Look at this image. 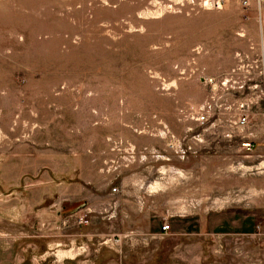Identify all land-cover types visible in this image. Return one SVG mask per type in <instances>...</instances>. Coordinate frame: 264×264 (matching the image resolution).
<instances>
[{"label": "rangeland", "instance_id": "rangeland-1", "mask_svg": "<svg viewBox=\"0 0 264 264\" xmlns=\"http://www.w3.org/2000/svg\"><path fill=\"white\" fill-rule=\"evenodd\" d=\"M251 60L264 0H0V264H264Z\"/></svg>", "mask_w": 264, "mask_h": 264}, {"label": "built area", "instance_id": "built-area-1", "mask_svg": "<svg viewBox=\"0 0 264 264\" xmlns=\"http://www.w3.org/2000/svg\"><path fill=\"white\" fill-rule=\"evenodd\" d=\"M255 71L257 73V78L261 79L259 80L262 83V86H258L257 84H249L250 81L254 79L252 76H250V74ZM233 74L240 75L241 78L239 77V78H236V79L234 78L233 80H231V77H233ZM230 76H229L230 78L229 80L225 79L224 81L220 82L221 87H226V83H231V84L236 85L237 88L247 87L252 90L258 87L260 88V89L258 88V95L254 99L252 98L249 99L246 102V105H249L251 103H256L260 99L264 100V65L260 63V61L257 62L256 60H251L246 65L242 64L240 67H236L235 69L231 70ZM208 82L213 83L211 80ZM243 111L236 117L235 121H233V125H235L236 127H239V128L244 127L248 122L247 112H243ZM205 118L206 116L204 114H201L198 116V119L200 120H203ZM241 145L244 147H247V146H250L251 143L250 141H242ZM78 221L79 223L86 222V220H84L83 217H79ZM160 228L162 232H166L169 230V224L168 223L162 224Z\"/></svg>", "mask_w": 264, "mask_h": 264}, {"label": "crops", "instance_id": "crops-1", "mask_svg": "<svg viewBox=\"0 0 264 264\" xmlns=\"http://www.w3.org/2000/svg\"><path fill=\"white\" fill-rule=\"evenodd\" d=\"M12 247H14L13 245H12ZM34 249H36V245H34ZM22 250H24V255H23V252H20L21 253V255H22V259H19V260H14V261H11L12 263L11 264H25L24 262H26V253H27V249H26V244H25V246H24V249H22ZM32 255L30 254V257H31ZM16 259V258H15Z\"/></svg>", "mask_w": 264, "mask_h": 264}]
</instances>
